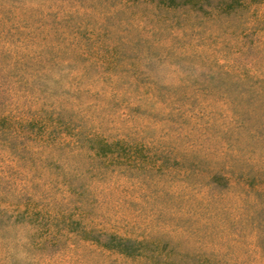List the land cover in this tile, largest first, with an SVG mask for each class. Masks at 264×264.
Instances as JSON below:
<instances>
[{
  "label": "rangeland",
  "instance_id": "rangeland-1",
  "mask_svg": "<svg viewBox=\"0 0 264 264\" xmlns=\"http://www.w3.org/2000/svg\"><path fill=\"white\" fill-rule=\"evenodd\" d=\"M0 264H264V0H0Z\"/></svg>",
  "mask_w": 264,
  "mask_h": 264
}]
</instances>
